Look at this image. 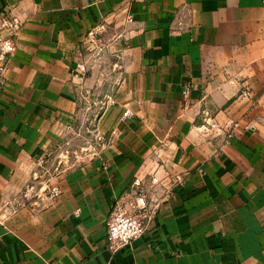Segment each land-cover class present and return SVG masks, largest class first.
I'll use <instances>...</instances> for the list:
<instances>
[{
  "label": "crops",
  "instance_id": "crops-1",
  "mask_svg": "<svg viewBox=\"0 0 264 264\" xmlns=\"http://www.w3.org/2000/svg\"><path fill=\"white\" fill-rule=\"evenodd\" d=\"M7 11L21 26L0 85V264H264V0H0ZM101 21L97 57L85 34ZM102 82L99 151L58 176L51 204L20 206L37 158ZM228 119L226 140L211 124ZM168 171L184 183L110 252L115 197Z\"/></svg>",
  "mask_w": 264,
  "mask_h": 264
},
{
  "label": "built area",
  "instance_id": "built-area-1",
  "mask_svg": "<svg viewBox=\"0 0 264 264\" xmlns=\"http://www.w3.org/2000/svg\"><path fill=\"white\" fill-rule=\"evenodd\" d=\"M128 20L131 18L129 17ZM20 26L21 19L18 14L12 11L0 13V85L9 58L16 48L15 37ZM105 31V22L101 21L93 25L85 34L86 46L84 50L94 53L97 57L104 54L109 47V43L104 38ZM119 68L120 66L117 65V70ZM86 71L87 62L85 60L76 62V74L83 76ZM188 92L189 86H184L183 96L186 97ZM246 93L247 90L243 91V94ZM131 114L129 109H125L121 117L126 118ZM211 126L221 128L228 140L232 136L237 122L228 119L221 126L217 123H212ZM45 163L46 157H39L36 160L38 168H44ZM57 170L58 167H54L53 171ZM46 172L47 169L44 170L43 175L37 170L31 173L29 181L18 193L20 206L38 211L46 207L43 201H48L51 204L60 195L61 187L57 181H52V174L46 176ZM184 180V174L176 171H168L163 175H158L156 172L142 176L136 175L129 188L115 197L107 215L105 221L107 249L110 252H115L143 237L163 202L176 192Z\"/></svg>",
  "mask_w": 264,
  "mask_h": 264
},
{
  "label": "rangeland",
  "instance_id": "rangeland-1",
  "mask_svg": "<svg viewBox=\"0 0 264 264\" xmlns=\"http://www.w3.org/2000/svg\"><path fill=\"white\" fill-rule=\"evenodd\" d=\"M107 88L108 85L102 82L96 89H93V94L90 97L87 95L88 93H84L86 97L82 98L80 102V108L83 111L62 131L52 154L49 157L46 156L44 168L37 167L36 170L40 174L43 175L44 170L47 169L46 176L52 174V181L56 182L58 176L63 172L79 167L80 164L92 158L99 151L100 139L97 137L95 125V107H98L99 104L96 106L93 101L100 97ZM56 166L58 173L53 171Z\"/></svg>",
  "mask_w": 264,
  "mask_h": 264
}]
</instances>
